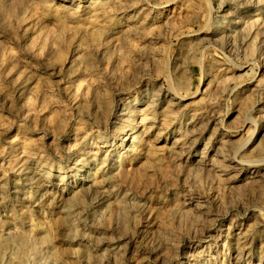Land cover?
I'll use <instances>...</instances> for the list:
<instances>
[{
	"label": "rangeland",
	"instance_id": "374dc122",
	"mask_svg": "<svg viewBox=\"0 0 264 264\" xmlns=\"http://www.w3.org/2000/svg\"><path fill=\"white\" fill-rule=\"evenodd\" d=\"M0 264H264V0H0Z\"/></svg>",
	"mask_w": 264,
	"mask_h": 264
}]
</instances>
